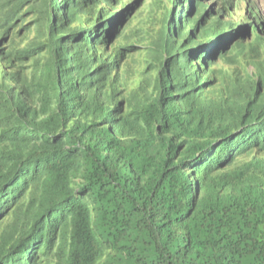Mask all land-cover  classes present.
<instances>
[{"label": "trees", "instance_id": "obj_1", "mask_svg": "<svg viewBox=\"0 0 264 264\" xmlns=\"http://www.w3.org/2000/svg\"><path fill=\"white\" fill-rule=\"evenodd\" d=\"M144 1L0 0V264H264L262 0Z\"/></svg>", "mask_w": 264, "mask_h": 264}, {"label": "rangeland", "instance_id": "obj_2", "mask_svg": "<svg viewBox=\"0 0 264 264\" xmlns=\"http://www.w3.org/2000/svg\"><path fill=\"white\" fill-rule=\"evenodd\" d=\"M148 6H150V11L148 10V11H146L145 13H144V15L146 16V17H148L150 14H151V11L152 12H154V11H156L157 9H156V6H155V0H147V3H146Z\"/></svg>", "mask_w": 264, "mask_h": 264}, {"label": "clouds", "instance_id": "obj_3", "mask_svg": "<svg viewBox=\"0 0 264 264\" xmlns=\"http://www.w3.org/2000/svg\"><path fill=\"white\" fill-rule=\"evenodd\" d=\"M146 3H147V0H145V1L143 2L142 7H141L138 11H136L135 13H137V12H139V11H141L142 14L145 13V12H144V8H145V6L147 5ZM261 5H262L263 10H264V0H262ZM242 7H243V6H242ZM138 15H139V14H138ZM143 15H144V14H143Z\"/></svg>", "mask_w": 264, "mask_h": 264}]
</instances>
